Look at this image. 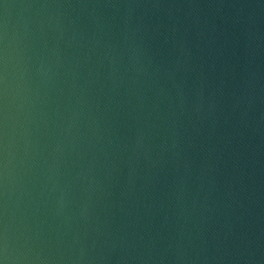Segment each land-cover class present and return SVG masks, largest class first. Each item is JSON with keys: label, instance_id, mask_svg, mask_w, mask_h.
<instances>
[{"label": "water", "instance_id": "water-1", "mask_svg": "<svg viewBox=\"0 0 264 264\" xmlns=\"http://www.w3.org/2000/svg\"><path fill=\"white\" fill-rule=\"evenodd\" d=\"M0 264H264V0H0Z\"/></svg>", "mask_w": 264, "mask_h": 264}]
</instances>
